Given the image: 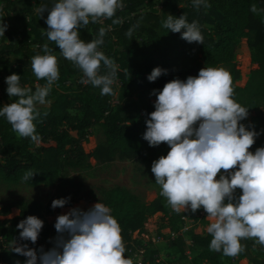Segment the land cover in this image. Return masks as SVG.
Wrapping results in <instances>:
<instances>
[{
  "label": "trees",
  "instance_id": "obj_1",
  "mask_svg": "<svg viewBox=\"0 0 264 264\" xmlns=\"http://www.w3.org/2000/svg\"><path fill=\"white\" fill-rule=\"evenodd\" d=\"M56 2L58 0H0V23H5L8 18L12 21L5 35L0 36V108L17 99L7 93L6 77L9 75L19 74L21 85L33 92L37 86L46 83L35 77L30 63L31 57L44 54L45 43L57 57L60 71L59 80L46 98L48 102L38 105L42 114V120L35 121L37 134L41 137L39 144L30 138L19 137L6 118L0 117V183L54 184L68 168L90 167L91 159L102 164L117 159H140L152 166L154 160L166 156L170 150L166 143L151 147L143 139L148 114L155 110L156 96L151 94L152 91L162 90L170 80L197 76L204 67H229L233 98L249 113L264 106V11L251 12L253 4L264 9V0H208L211 6L199 10L193 6L192 0H123L125 7L116 13L120 23L113 24L112 19H105L102 23L90 22L87 28L80 29V38L90 42L98 36L100 27L108 29L111 26L98 50L113 59L117 66L114 95H101L99 88L83 83L86 77L82 71L65 59L53 42L48 41L45 22L48 13L40 18L38 9L41 5L51 9ZM169 14L177 18L185 15L189 23L197 22L204 44L189 43L181 38V33L163 27ZM134 25L138 27L130 40L125 33ZM242 38H247L251 60L258 67L248 73L244 85H239L237 81L241 73L236 56ZM158 66L167 69V73L150 82L147 77ZM106 71L102 65L101 74ZM241 123L258 133L249 150L264 147V128L248 126L246 119ZM94 126L99 127L104 139L92 152H86L82 142L73 140L72 132L82 134L86 141L87 131ZM29 170L35 174L32 179L24 181L22 178ZM241 194L238 189L237 196ZM99 201L110 208L120 224L125 257L131 260L134 248L145 245L143 235L148 218L161 212L167 218L165 227L176 231L171 245L181 257L190 259L191 264H234L236 257L248 256L251 263L264 264V247L257 249L258 244L251 239L241 241L246 247L236 257L211 251L212 236L207 230L197 233L179 227L184 217L205 221V216L199 210L176 213L161 194L145 203L130 189L117 185L103 190ZM76 203L70 200L65 206ZM51 205L52 202L44 207L24 203L17 216L0 220V246L19 238L21 230L17 229V224L29 215H35L44 221L39 238L48 241L51 249L58 235L56 219L51 216H56L60 210V207L53 209ZM81 209L88 210L86 205ZM9 213V209L4 212L5 215ZM27 244L29 248L35 245L31 241ZM9 251L6 248L0 251V262L8 258ZM187 252H190V257ZM25 261L23 258L20 264H25ZM132 264L138 262L132 260ZM177 264H182V261Z\"/></svg>",
  "mask_w": 264,
  "mask_h": 264
},
{
  "label": "clouds",
  "instance_id": "obj_2",
  "mask_svg": "<svg viewBox=\"0 0 264 264\" xmlns=\"http://www.w3.org/2000/svg\"><path fill=\"white\" fill-rule=\"evenodd\" d=\"M192 3L197 10L211 6L208 0ZM124 7L123 0H58L51 9L47 5L38 9L40 18L48 13V41L82 71L86 77L82 82L99 88L101 95H114L117 82L114 60L98 50L111 26L100 27L98 36L90 42L80 38V29L105 19L118 24L121 21L116 13ZM261 11L264 9L251 6L254 14ZM7 27L0 23V36L5 35ZM136 27L125 33L130 40ZM163 27L181 33L189 43L204 44L200 26L195 21L189 23L185 15L177 18L169 14ZM43 52L31 57L30 63L35 77L46 83L33 92L21 85L19 74L9 75L7 93L17 99L0 108V117L6 118L19 137L37 144L41 137L35 121L42 120L38 105L48 102L46 98L60 78L58 59L47 43ZM102 65L107 69L104 74L100 72ZM166 73L167 69L158 66L147 79L154 82ZM151 94L156 96L155 110L148 114L143 139L151 147L162 143L170 147L167 155L154 160L151 167L167 204L176 213H195L203 208L211 221L207 227L212 236L211 251L236 257L246 247L241 241L249 239L264 246V147L249 151L258 133L241 123L249 111L233 98L231 74L204 67L197 76L170 80L162 90L154 89ZM34 174L29 170L22 179L28 181ZM238 189L242 191L239 196ZM69 201L70 197L54 199L51 207L63 208ZM43 226L42 219L29 215L17 224L19 239L35 244ZM55 229L58 235L50 250L41 247L38 253L26 243L15 241L13 251L27 257L25 264H132L125 257L121 226L101 202L86 211L74 207L59 215Z\"/></svg>",
  "mask_w": 264,
  "mask_h": 264
},
{
  "label": "rangeland",
  "instance_id": "obj_3",
  "mask_svg": "<svg viewBox=\"0 0 264 264\" xmlns=\"http://www.w3.org/2000/svg\"><path fill=\"white\" fill-rule=\"evenodd\" d=\"M5 24H12L11 19L8 18ZM250 59L247 38H242L236 56L241 73V78L237 81L239 85H244L248 80V73L258 67L255 63H250ZM212 68L224 69L230 73L228 66L222 65ZM253 113H256L257 116H254ZM248 117L257 120L253 124L264 128V106L252 110ZM72 137L73 140L82 142L86 152H92L98 143L104 139V135L98 126H94L87 131L86 141L83 135L78 132H72ZM151 167L148 161L140 159L134 161L117 159L114 162L105 164L91 159L90 167L68 168L62 173L59 181L54 184L42 183L38 186H29L22 182H1L0 220L17 216L20 213L21 205L24 203H34L44 207L54 199L66 197H70V200L77 202L74 206L60 208L56 216H51L53 219H57L59 215L66 214L74 207L82 208L86 205L88 209L91 208L94 204L100 202L103 190L117 185L130 189L139 195L143 202L149 203L161 194V186L155 182ZM219 175L217 179H219ZM7 209L10 210V213L5 215L4 212ZM199 211L205 216V221H195L186 217L179 223L181 230L192 229L197 233L207 230L211 221L205 215L202 207ZM166 223L167 218L161 212L148 218L146 233L143 235L145 245L144 247L136 246L134 248L133 261H142L143 264H177L180 260L182 264H191L190 259L181 257L180 252L171 245L170 227H165ZM41 241L44 244L45 251L50 250L48 241ZM260 247L264 246L258 244L257 249H260ZM9 252L8 258L1 261L0 264H17V262L20 264L23 261L24 257L22 255L15 253L12 249ZM248 254L251 255L252 252L248 250ZM249 258V256L246 258L236 257L233 262L234 264H252L249 262Z\"/></svg>",
  "mask_w": 264,
  "mask_h": 264
},
{
  "label": "built area",
  "instance_id": "obj_4",
  "mask_svg": "<svg viewBox=\"0 0 264 264\" xmlns=\"http://www.w3.org/2000/svg\"><path fill=\"white\" fill-rule=\"evenodd\" d=\"M251 56V55H250ZM252 62V60L250 59V63ZM251 152H255L254 150H249ZM184 219H186V217H184ZM170 236L171 238H174L176 236V231H170ZM15 241H17L18 244H27V241H23V240H20L19 238H17L16 240L12 241V242H9L8 244H3V246L1 247L0 246V251L3 249V248H6L8 250L12 249L13 250V247H14V244H15ZM28 245V244H27ZM43 247V249L45 250V247H44V244L42 243L41 239L39 238L37 244H35L34 246L30 247V248H34L37 250V252L39 253V250L40 248ZM187 254L189 255L190 257V252H187ZM25 260H27V257H25ZM138 264H143L142 261H139ZM163 264V263H161Z\"/></svg>",
  "mask_w": 264,
  "mask_h": 264
},
{
  "label": "crops",
  "instance_id": "obj_5",
  "mask_svg": "<svg viewBox=\"0 0 264 264\" xmlns=\"http://www.w3.org/2000/svg\"><path fill=\"white\" fill-rule=\"evenodd\" d=\"M251 55V54H250ZM253 115L254 116H257V114L256 113H253ZM246 124L248 125V126H257V125H255V124H253L254 122H257V120H254V119H252V118H246ZM163 214V213H162ZM168 228V227H167ZM170 231H171V229H170ZM249 262H250V260H249ZM251 263V262H250ZM253 264V263H252Z\"/></svg>",
  "mask_w": 264,
  "mask_h": 264
}]
</instances>
